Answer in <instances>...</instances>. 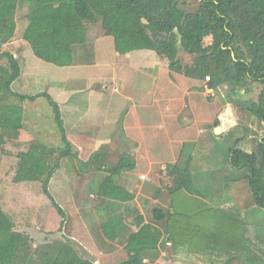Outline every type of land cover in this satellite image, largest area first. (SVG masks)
<instances>
[{"label": "rangeland", "instance_id": "374dc122", "mask_svg": "<svg viewBox=\"0 0 264 264\" xmlns=\"http://www.w3.org/2000/svg\"><path fill=\"white\" fill-rule=\"evenodd\" d=\"M199 1L178 0L179 8L186 14L193 13ZM26 15L27 8L20 6L14 18V36L2 46V51L12 54L20 67V75L11 88L15 93L23 95L47 94L51 102L58 107L61 121L67 112L72 115H65V123L62 121L61 124L74 155L61 161L60 169L51 180V193L66 215L63 228L59 232L60 217L42 195L41 182L14 181L19 153L33 147L35 142L54 149L60 146V134L54 121L53 108L43 98L34 102L12 101L23 110V127L14 136L2 134L0 210L9 218L14 231L28 235L33 249L56 241H68L82 258L96 259L89 252L92 251V245L89 244L86 231L78 226V222L80 218L82 221L85 219L89 230L96 235L100 234L101 220L98 216L95 219L93 212L97 210L96 207L93 209L95 204L100 202V199L95 197L99 186H103L102 189L111 184L110 188L122 190V187L132 181L138 186L135 195L137 196V192L141 193L143 218L154 225L152 211L155 208H169V191L173 182L168 166L181 163L189 156L193 174H201L202 170L212 171L211 181L214 182L210 191L202 188L193 192L192 196L215 208L237 206L250 226L251 238L260 237V246L264 250V210L255 207L245 173L231 171L226 158L227 151L235 142H238L236 147L245 152L259 153V143L264 137V124L235 103L256 102L262 90L261 85L254 83L245 90L234 91L227 86H221L212 91L206 87V80H196L182 74V66L190 65L193 57L179 46L173 64L151 52L155 59L159 58L164 64L157 78L153 72L149 73L138 67L129 68L130 61L126 57H117L113 40L104 35L100 22L86 24L87 43L90 47L87 49V43L73 47V64L84 63L83 67L73 68L68 72L65 68L43 62L33 55L28 44L22 39V33L28 23ZM166 38L167 35L161 36L162 40ZM210 43L211 38H205L203 46L207 47ZM6 63L5 59L0 58V67L6 66ZM91 82L92 85L87 91L98 92L99 97L87 96V93L82 95L84 90H80L81 96L72 99L68 108L58 105L64 90L68 91L78 83H81V89H84V83ZM154 82L162 87L158 91L159 97H182L180 102L176 103L179 110L177 123L173 119L175 112L166 101L169 105L165 111L168 116L167 125L165 129L160 130L145 125L147 115L138 117L149 112L154 113L153 118L157 119V114L164 112V107L160 105L153 106L152 109L144 108L151 104L149 90ZM127 98L131 102L127 101ZM81 115L90 119L86 123L93 121L92 126L86 127L89 133H79L73 130L75 128H71L70 119L73 118L76 122L77 118L81 120ZM125 117L128 123L130 121L127 125L128 136L121 130ZM187 119L191 120L188 124ZM114 121L116 125L112 130ZM216 122L218 125L215 127ZM136 126H142L144 129L132 128ZM217 129L220 131L217 132ZM90 140L92 141L89 144ZM146 150L150 153V159L146 158ZM132 152H135L138 164L134 165L131 171L123 172L119 177H111L110 173L106 172L117 164L121 156L132 161ZM141 160L143 164H140ZM224 175L236 180L230 183L228 191L222 197L221 185ZM111 179L113 181L110 183ZM99 207L100 203L97 205V208ZM111 253L112 250H108L107 258L100 264H116L127 257L124 247L115 259H110ZM227 260V257L209 261L184 255L174 256L170 243H164L158 253L149 255L146 264H227ZM229 264L241 263L234 260Z\"/></svg>", "mask_w": 264, "mask_h": 264}, {"label": "trees", "instance_id": "16d2710c", "mask_svg": "<svg viewBox=\"0 0 264 264\" xmlns=\"http://www.w3.org/2000/svg\"><path fill=\"white\" fill-rule=\"evenodd\" d=\"M20 6L27 8L28 20L22 39L43 62L70 66L73 47L87 42L86 24L100 22L104 35L112 38L118 55L150 51L173 64L179 46L193 57L190 65L182 66V74L201 81L209 78L206 87L212 91L221 86L234 91L245 90L254 83L261 85L256 102L235 104L264 124V0H200L196 11L189 14L179 8L178 0H0V58L7 62L0 67V142L2 134L14 136L23 127V110L12 101L34 102L43 98L53 108L60 146L54 149L35 142L33 147L19 153L14 181L41 182L42 195L60 217L59 232L66 215L51 193V180L60 169L61 161L74 154L62 128L58 107L49 96L45 93L23 95L11 88L20 75V67L12 54L2 51V46L14 36V18ZM164 35L168 38L162 40ZM205 38H211L207 47L203 46ZM217 125L218 122L214 124ZM237 144L227 151V165L233 172L245 173L255 207L264 210V137L258 154L245 152ZM188 157L168 166L173 182L169 208L152 211L154 225L159 229L143 227L144 220L138 211L127 210L126 215H138L134 220L138 233L133 236L135 240L127 251V258L116 264H146V256L164 243H170L174 256L209 261L227 257V264L234 260L241 264H264L262 240L251 238L250 226L237 206L215 208L192 196L202 188L210 191L214 182L212 171L193 174ZM133 168L134 164L121 156L117 165L106 172L111 177H119ZM235 180L226 175L222 177V197ZM101 187L98 190L101 197L110 199L111 184ZM122 194V199H132ZM0 264L96 263L83 259L68 241L33 249L29 236L14 231L11 221L0 210Z\"/></svg>", "mask_w": 264, "mask_h": 264}, {"label": "crops", "instance_id": "0c3cea01", "mask_svg": "<svg viewBox=\"0 0 264 264\" xmlns=\"http://www.w3.org/2000/svg\"><path fill=\"white\" fill-rule=\"evenodd\" d=\"M87 42H88V36H87ZM87 45H86V47L88 49V47H90V46L88 43H87ZM116 55H117V57L128 58V61H130L129 62V68L138 67L139 69L147 71L149 73L153 72V75L156 78L159 75L160 70H162V68H163L162 67V64H163L162 60H160L159 58L155 59L152 56L153 54H151L150 51H138V52L129 53L126 55H118V54H116ZM73 62H74V58H73L72 64L70 66H66V67H62V68L67 69V71L69 72L73 68H79L80 69L83 67L82 65L84 63L82 65H80V64L75 65V64H73ZM154 83L155 84L152 85V89L149 90V91H151V93H150L151 94V100H150L151 104H148V106H146L144 108L152 109L153 106L160 105L161 107H164L163 108L164 112L160 111V114H157L158 115L157 119L153 118L154 115H152V114H154V113L150 114L149 112H147V114L142 113L138 117L142 118L143 115H147V120L145 122V125L150 127V128H157V130H160V129L166 128V125H167L166 118L168 116H166L165 111L168 110L169 105H170L171 109L175 112L173 119H174V122L177 123L176 122V116H177L179 110H177L178 108L176 106H178V104H176V103L180 102L182 97H178V98L172 97V96H168V97H164V98L159 97L158 91H159V88H162V87L157 86L156 82H154ZM84 84H85L84 89H81L82 85H81V83H78L77 85L70 87L68 89V91L64 90L62 92L61 101L58 105L60 107L68 108V105H69L70 101H72V99H74L75 97L81 96V93L79 92L80 90H81V92L84 90L82 95L87 93V96L99 97L98 92L87 91V89H89L90 86L92 85V82L91 83H84ZM116 90H118V89H116ZM162 95H166V94H162ZM129 98H127V101L131 102ZM166 101L169 103V105ZM87 110H86V112H87ZM70 111H72V110H70ZM190 111L191 110H189V112ZM65 115L72 117V115L69 112H67ZM65 115H64V119L66 120ZM86 115H88V114H86ZM86 115H84V116L81 115L82 116L81 120L80 119L78 120V118H77L76 122H74L73 118L70 119V125H71V128H75V129H73L74 131H77L79 133H84V134L89 133V130L86 127L92 126L93 121L90 123H86L87 120H90V119H88V116H86ZM64 119H62L63 123H65ZM125 119L126 120H124L121 130L123 132H126L127 136H128L127 125L130 123V121L128 123V120L126 117H125ZM187 120H188V122H186V124L191 122V120H189V119H187ZM106 122H107V120H106ZM101 125H102V127L104 126L102 123H101ZM115 125H116V122L114 121L112 124V130H114L113 127H115ZM78 127L81 129H78ZM132 128H136L138 130L144 129V127H142V126H136V127H132ZM167 130H169V129H167ZM65 134H66V131H65ZM66 139L68 141L67 136H66ZM91 141L92 140H90L88 143L90 144ZM140 141L143 142V140H140ZM137 145H139V148L141 147L139 141L137 142ZM71 147H72V145H71ZM145 152H146V158L150 159L149 158L150 153L147 152V150ZM136 155H137V153H136ZM135 157H136L135 152H132V156H131L132 161H130V162L134 165H137L138 161L135 159ZM148 162L149 161L147 160V163ZM143 163L144 162L141 160L140 164H143ZM136 188H138V186H136V184H134L132 181H130V182H128L127 186L122 187V190L121 189H116V190L112 189V191L109 192L110 199H107V197H101V195L99 194V192L97 190V192L95 193L96 194L95 197L100 199V202H99L100 207L97 208V205L99 203L95 204L93 209L95 210V207H96L97 210L93 211V212H95V219L98 216L99 219L101 220V222H100L101 223L100 234L96 235V234L92 233L89 230L85 219L82 221L80 218L79 222H78V226H81L86 231V235H87L89 244L92 245V251H89V252H91V255L93 257H95L96 259H93V260L92 259H85V258H83V259L92 260L96 264H100L101 261H104L107 258L108 250H112V253L109 254V255H111L110 259H115L117 257V255H119V252L122 250L123 247H124L125 253L127 254L128 249L130 247H132V245H133L132 242L135 240V238H133V236L138 233V229H136L135 225H134V220H135V218L138 217V215H136V214L135 215L134 214L129 215V213L126 215L127 210L131 209L133 211H138V214L143 218V211H142L143 210L142 209L143 208L142 207V205H143L142 201L143 200L141 199V196H140L141 193L140 192H137V196L135 195L136 194V190H135ZM122 192L129 195V197L132 196V199H130V201L122 199V197H123ZM92 197H94V196H92ZM157 200H158V198H157ZM109 213H111V214H109ZM143 220H144V223L142 224L143 227L144 226H150V227L159 229L155 225L150 224L144 218H143ZM81 227H80V230H81ZM71 239H73L75 241L77 240L74 238H71ZM161 240L162 239L160 237L159 242ZM159 249H160V247H159ZM158 250L152 252V254L154 255V254L158 253ZM148 258H149V254L146 256V259L144 260L145 263L147 262Z\"/></svg>", "mask_w": 264, "mask_h": 264}, {"label": "water", "instance_id": "95a60500", "mask_svg": "<svg viewBox=\"0 0 264 264\" xmlns=\"http://www.w3.org/2000/svg\"><path fill=\"white\" fill-rule=\"evenodd\" d=\"M142 23H143V24H147V22H146L145 20H142ZM167 36H168V35H167ZM216 131L218 132V131H220V129H217Z\"/></svg>", "mask_w": 264, "mask_h": 264}, {"label": "built area", "instance_id": "2783aa9c", "mask_svg": "<svg viewBox=\"0 0 264 264\" xmlns=\"http://www.w3.org/2000/svg\"><path fill=\"white\" fill-rule=\"evenodd\" d=\"M205 80H206V81H208V80H209V78H206Z\"/></svg>", "mask_w": 264, "mask_h": 264}]
</instances>
